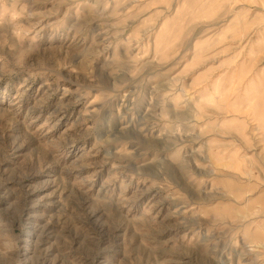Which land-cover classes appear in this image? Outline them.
<instances>
[{"label":"rangeland","instance_id":"1","mask_svg":"<svg viewBox=\"0 0 264 264\" xmlns=\"http://www.w3.org/2000/svg\"><path fill=\"white\" fill-rule=\"evenodd\" d=\"M0 264H264V0H0Z\"/></svg>","mask_w":264,"mask_h":264}]
</instances>
